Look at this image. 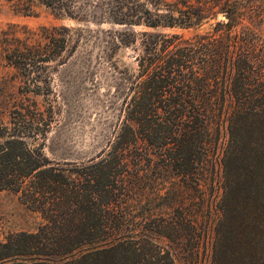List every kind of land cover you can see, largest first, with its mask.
<instances>
[{"label": "trees", "instance_id": "1", "mask_svg": "<svg viewBox=\"0 0 264 264\" xmlns=\"http://www.w3.org/2000/svg\"><path fill=\"white\" fill-rule=\"evenodd\" d=\"M184 5L167 26L215 25L146 46L98 158L71 168L16 135L0 146V191L46 222L0 243V264H264V0ZM46 37L61 55L67 37Z\"/></svg>", "mask_w": 264, "mask_h": 264}, {"label": "rangeland", "instance_id": "2", "mask_svg": "<svg viewBox=\"0 0 264 264\" xmlns=\"http://www.w3.org/2000/svg\"><path fill=\"white\" fill-rule=\"evenodd\" d=\"M185 1L51 0L53 8L40 0H0V146L16 135L71 168L107 151L126 122L146 46L215 25L167 26L172 16L186 17ZM50 33L67 37L61 55ZM39 48L46 60L38 58ZM227 141L225 129L221 148ZM45 223L19 194L0 191V243L12 234L36 233Z\"/></svg>", "mask_w": 264, "mask_h": 264}]
</instances>
